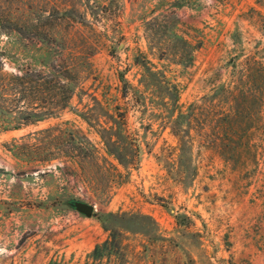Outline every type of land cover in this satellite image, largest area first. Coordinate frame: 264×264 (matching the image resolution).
Here are the masks:
<instances>
[{"label":"rangeland","instance_id":"rangeland-1","mask_svg":"<svg viewBox=\"0 0 264 264\" xmlns=\"http://www.w3.org/2000/svg\"><path fill=\"white\" fill-rule=\"evenodd\" d=\"M1 85L0 264H264V0H0Z\"/></svg>","mask_w":264,"mask_h":264},{"label":"trees","instance_id":"trees-1","mask_svg":"<svg viewBox=\"0 0 264 264\" xmlns=\"http://www.w3.org/2000/svg\"><path fill=\"white\" fill-rule=\"evenodd\" d=\"M21 74L23 72H20ZM17 73V84L22 86L24 82V77ZM37 82L40 96V104L38 106L39 112H37L36 121L42 120L47 116H52L53 114H58L60 111L69 107L72 99L70 90L66 84L69 77L62 74L60 70L54 68V72L46 73L39 72L37 74ZM61 75V76H60ZM15 80L11 81L14 83ZM16 83V82H15ZM6 85H1L0 87H5ZM49 95L48 96H45ZM30 116L21 117L22 120L18 123L26 124ZM0 127L4 130L9 129L10 126ZM12 128H18V126H12ZM83 264H126V251L125 243L123 238L119 233L112 232L109 234L108 238L104 241L97 243L92 251L87 255Z\"/></svg>","mask_w":264,"mask_h":264},{"label":"water","instance_id":"water-1","mask_svg":"<svg viewBox=\"0 0 264 264\" xmlns=\"http://www.w3.org/2000/svg\"><path fill=\"white\" fill-rule=\"evenodd\" d=\"M90 210H91V207H88V208H87V211L90 212Z\"/></svg>","mask_w":264,"mask_h":264}]
</instances>
